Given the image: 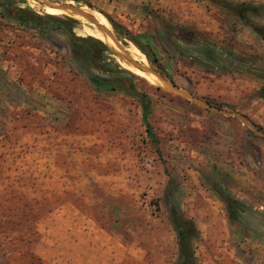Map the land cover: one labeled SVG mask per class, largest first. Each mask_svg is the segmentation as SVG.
Here are the masks:
<instances>
[{
  "label": "rangeland",
  "instance_id": "1",
  "mask_svg": "<svg viewBox=\"0 0 264 264\" xmlns=\"http://www.w3.org/2000/svg\"><path fill=\"white\" fill-rule=\"evenodd\" d=\"M46 1L82 7L108 32ZM17 5L73 17L77 35L97 37L109 49H117L116 40L178 88L244 115L264 132V100L254 93L264 86V39L214 1ZM104 14L132 33L150 35L162 71L122 40ZM250 19L264 24V16ZM11 23L24 30L14 32L19 44L39 52L12 53ZM164 23L180 36V50L164 40ZM204 39L239 60L227 69L204 62ZM110 51L120 67L142 78L135 83L151 99L155 143L139 102L122 91L95 88L70 59L65 36L41 35L0 14V69L15 65L21 76L13 86L38 89L25 98H0V264H180L173 209L197 229L196 264H264V232L231 221L219 194L227 191L264 212V136L236 116L187 100Z\"/></svg>",
  "mask_w": 264,
  "mask_h": 264
},
{
  "label": "trees",
  "instance_id": "2",
  "mask_svg": "<svg viewBox=\"0 0 264 264\" xmlns=\"http://www.w3.org/2000/svg\"><path fill=\"white\" fill-rule=\"evenodd\" d=\"M21 0H0V14L14 19L19 23L31 26L32 29L44 35L56 32L65 36L70 59L82 70L91 81L93 86L99 90L122 91L135 98L141 108V120L146 133L153 137L149 115L151 113V99L149 95L140 91L135 83V79H141L138 75L120 67L112 57V52L107 45L99 38L92 35H77L74 31L76 19L68 16H57L54 14H40L30 7L17 5ZM218 5L226 8L232 15L248 24L253 31L264 39V24H259L250 19L251 15L264 16V3H247L229 0H212ZM117 35L133 43L146 58L162 71V65L152 47L151 36L146 33L135 34L124 25L112 19L108 14H104ZM161 34L164 40L172 45L175 50H180V36L175 29L164 23L161 25ZM126 43L125 41H123ZM204 53V62H211L223 69L233 67L239 60L232 53L226 52L207 40L200 42ZM117 57V56H116ZM255 95L264 100V86L259 87ZM222 107L221 104H214ZM255 125V124H254ZM256 126V125H255ZM155 139H153V142ZM155 143V142H154ZM219 194L224 200L228 218L236 221L242 226L255 231L264 232V212L254 209L245 202L233 197L229 192L219 190ZM170 219L174 224L179 245L180 264H196L192 243L197 236V229L194 222L182 216L176 209L170 211Z\"/></svg>",
  "mask_w": 264,
  "mask_h": 264
},
{
  "label": "water",
  "instance_id": "3",
  "mask_svg": "<svg viewBox=\"0 0 264 264\" xmlns=\"http://www.w3.org/2000/svg\"><path fill=\"white\" fill-rule=\"evenodd\" d=\"M47 5L50 6H54L58 9L61 10V12L69 15V14H74V15H80L85 17L86 19H88L89 21L95 22L98 29H100L101 31L104 32H108V29L100 23H97L96 20L94 19V16L92 13L86 11L84 8L82 7H78V6H74L70 3H55V2H50V1H46ZM115 44H116V48L117 49H113L110 48L113 53L122 61H124L127 65H129L130 67L140 70L143 73L147 74V75H153L154 77H156L161 84H163L166 88L178 93L179 95H181L182 97L186 98L189 101H192L194 103H196L197 105L210 110V111H215L218 113H222L224 115L227 116H236L238 117L241 122L246 125L247 127H249L250 129L258 132L259 134L264 136V132L263 131H259L258 129H256L253 124L244 116L239 114L238 112H234V111H227L221 107H217L215 105H212L202 99H200L199 97L192 95L191 93L178 88L173 82L165 79L162 74H160L158 71H156L153 67L149 66V65H143L141 63H139L138 61L134 60L130 54L120 45V43H118L116 40Z\"/></svg>",
  "mask_w": 264,
  "mask_h": 264
},
{
  "label": "crops",
  "instance_id": "4",
  "mask_svg": "<svg viewBox=\"0 0 264 264\" xmlns=\"http://www.w3.org/2000/svg\"><path fill=\"white\" fill-rule=\"evenodd\" d=\"M261 1H264V0H261ZM12 26L10 28V31H7L9 35V40H10V50H12V53L13 51H17V50H20V51H25V50H28V49H34L36 50V52H39V48L38 47H30L29 44H26L24 43L23 45H20L19 43L20 42H23V41H20L18 40V38H16L15 36V33L14 32H17V31H21V32H24L22 26H19L15 23H11ZM32 34V33H31ZM34 34V33H33ZM34 39L35 38H38V37H33ZM22 39V38H20ZM12 62V60H11ZM37 64V62H35ZM2 67V66H1ZM3 69H0V98H4V102H7L6 99H12V97L14 96H21L22 98H25V95L28 94V93H32L33 91H37L38 92V89H33L32 91H28L27 88H28V85L25 84V83H21L19 84V89L18 88H15L13 85L14 83L16 82L18 84V80H19V76H21V74H17L15 75V70H16V67L15 65L11 64L10 66L8 65H5L2 67ZM23 87L25 88V91L23 90ZM22 102V100H20ZM19 101V102H20Z\"/></svg>",
  "mask_w": 264,
  "mask_h": 264
}]
</instances>
